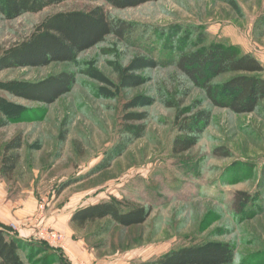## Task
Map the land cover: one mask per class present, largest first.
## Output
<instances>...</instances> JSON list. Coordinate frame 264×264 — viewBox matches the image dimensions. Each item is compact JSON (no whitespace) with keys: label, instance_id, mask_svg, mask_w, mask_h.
Wrapping results in <instances>:
<instances>
[{"label":"rangeland","instance_id":"374dc122","mask_svg":"<svg viewBox=\"0 0 264 264\" xmlns=\"http://www.w3.org/2000/svg\"><path fill=\"white\" fill-rule=\"evenodd\" d=\"M100 5L131 29L124 38L109 36L72 63L0 72V108L10 118L0 130V213L35 230L24 239L32 242L21 253L25 263L144 264L183 247L228 244L232 264H264V101L247 114L215 107L204 83L194 84L177 65L182 47L217 43L264 65V0H160L124 10L103 0H68L0 22V53L27 40L50 15ZM63 72L75 81L54 103L13 93ZM234 77L213 82L219 101ZM201 110L211 118L198 144L175 155L178 124ZM132 113L147 119L128 123ZM127 125H144V136L103 167ZM18 136L21 159L6 178L4 148ZM238 192L251 200L241 211ZM112 198L152 214L131 228L109 219L72 222L78 209ZM38 215L40 222H31ZM44 229L65 235L66 249L36 237Z\"/></svg>","mask_w":264,"mask_h":264},{"label":"trees","instance_id":"16d2710c","mask_svg":"<svg viewBox=\"0 0 264 264\" xmlns=\"http://www.w3.org/2000/svg\"><path fill=\"white\" fill-rule=\"evenodd\" d=\"M66 1L68 0H0V22L12 21L26 14L41 13ZM103 1L112 8L124 10L160 0ZM123 24L101 5L90 10L55 13L43 20L27 40L0 53V72L13 68L44 67L53 62H75L79 55L99 45L109 36L124 38L125 33L131 29ZM201 38L202 42L206 41L205 36ZM177 56L179 69L194 84L204 83V89L212 98L215 107L227 108L236 114H247L256 112L264 101V65L254 55L244 54L237 48H227L222 43H217L200 50L185 46ZM228 74H235L236 77L221 90L226 99L221 102L218 100L220 91L213 82ZM74 81L72 74L63 72L44 81L30 83L13 93L30 102L50 104L66 94ZM210 118V112L201 110L180 121L179 135L173 143V153L182 155L193 149ZM146 119L143 114L132 113L126 116L128 123ZM9 124L10 118L0 108V130ZM125 129L120 142L106 158L103 167L109 168L111 162L123 155L132 143L142 138L146 130L144 125H127ZM22 148L23 139L20 136L5 146L2 171L6 178L11 177L16 170ZM223 155L229 157L228 152ZM250 201L249 194H236V207L239 211ZM127 205L124 200L112 198L78 209L71 220L83 227L87 223L109 219L116 225L131 228L143 225L152 214L151 208ZM26 243L32 242L11 235L5 228L0 227V264H26L21 255L28 245ZM234 257L235 251L228 244L197 245L171 250L144 264H232Z\"/></svg>","mask_w":264,"mask_h":264},{"label":"built area","instance_id":"2783aa9c","mask_svg":"<svg viewBox=\"0 0 264 264\" xmlns=\"http://www.w3.org/2000/svg\"><path fill=\"white\" fill-rule=\"evenodd\" d=\"M41 209L43 208L41 207ZM40 220H41V215H38L35 218L34 217L31 218V222L33 223L40 222ZM11 228L13 232L18 231V227L15 224H13ZM38 236L41 240L45 241L51 247L59 248L63 250H65L67 247L65 235H63L60 232H57L56 230L49 231L44 229L38 232Z\"/></svg>","mask_w":264,"mask_h":264},{"label":"crops","instance_id":"0c3cea01","mask_svg":"<svg viewBox=\"0 0 264 264\" xmlns=\"http://www.w3.org/2000/svg\"><path fill=\"white\" fill-rule=\"evenodd\" d=\"M22 214H24V212H18L16 214L15 218H21L23 216ZM15 221L16 220L14 218H12L11 216L8 217L6 214L0 213V227L1 228H5L7 230V227L13 225ZM16 226L18 227V231H16L15 234H11V232H9L8 230L7 231L11 235L18 236V237H20L22 239H26L27 238L28 240H31L34 237L33 235L35 234V230L33 231V230H30V229H25V228H24L25 229L24 230V229H22L23 228L22 225H21L20 228H19L18 225H16ZM31 226L33 227V225H30L29 228H32ZM33 229H35V228L33 227ZM37 235H38V232L36 234V237H37Z\"/></svg>","mask_w":264,"mask_h":264}]
</instances>
